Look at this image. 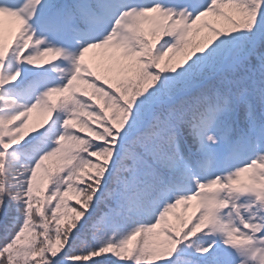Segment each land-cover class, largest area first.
<instances>
[{"label": "snow or ice", "instance_id": "1", "mask_svg": "<svg viewBox=\"0 0 264 264\" xmlns=\"http://www.w3.org/2000/svg\"><path fill=\"white\" fill-rule=\"evenodd\" d=\"M0 264H264V0H0Z\"/></svg>", "mask_w": 264, "mask_h": 264}, {"label": "trees", "instance_id": "2", "mask_svg": "<svg viewBox=\"0 0 264 264\" xmlns=\"http://www.w3.org/2000/svg\"><path fill=\"white\" fill-rule=\"evenodd\" d=\"M97 70L100 71L102 74H105V75H110V76H111V75H114V73L108 72L106 66H104V65H101ZM40 119H41V116H40L38 113H34V114H33V119H32V121L30 122V127H31L32 125H34V124H37V123L39 122ZM190 207H191L190 214H192V213L195 211V202H193L192 205H191ZM178 211L183 212V211H184V210H183V207H182L181 209H179ZM190 214H189V215H190ZM171 219L173 220V222H175V217H174V216L171 217ZM98 227H99L101 230H103L104 227H105L104 222H103V221H100ZM156 239H158V240H162L163 237H157Z\"/></svg>", "mask_w": 264, "mask_h": 264}]
</instances>
